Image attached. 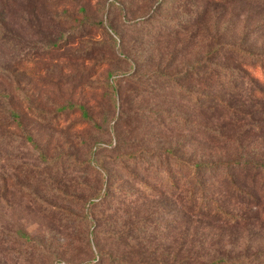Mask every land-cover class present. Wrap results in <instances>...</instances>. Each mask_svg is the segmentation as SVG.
I'll list each match as a JSON object with an SVG mask.
<instances>
[{"label":"rangeland","instance_id":"374dc122","mask_svg":"<svg viewBox=\"0 0 264 264\" xmlns=\"http://www.w3.org/2000/svg\"><path fill=\"white\" fill-rule=\"evenodd\" d=\"M218 44L264 53V4L0 0V264H85L99 248L112 264L264 250V229L197 217L163 185L168 149L193 162L264 156V94L237 96L239 113L207 110L231 90L198 69L181 84L166 76ZM99 196L112 208L95 207L106 217L92 226Z\"/></svg>","mask_w":264,"mask_h":264},{"label":"trees","instance_id":"16d2710c","mask_svg":"<svg viewBox=\"0 0 264 264\" xmlns=\"http://www.w3.org/2000/svg\"><path fill=\"white\" fill-rule=\"evenodd\" d=\"M252 1L264 4V0ZM223 47L225 48L220 47L218 44L209 50L204 59L189 66L185 73L166 76L170 81L181 84V77L191 76L198 69L202 82L205 84L209 82L219 83L222 88L231 90L230 95L232 97L229 95V98H233L230 100L226 99L225 95L213 96L215 102L205 103L203 101L201 105H204L203 107L207 110L223 106L226 110L239 113L243 105L242 103L239 105L234 103L237 96L240 97L238 99L244 98L247 101L251 100L252 97L264 94V53L248 50L240 44H229ZM227 54L235 59L236 64L234 66L215 62L214 59L218 56L224 57ZM258 71L263 74L262 78L258 76ZM197 97L198 95H194L193 99L197 100ZM209 98L210 96L204 95V99ZM223 107L221 109L224 110ZM251 114L252 112L247 113L250 116ZM253 125L257 126L256 124ZM165 153L169 156V158H166L167 160L164 158L165 162L169 161L167 165L168 174H166L168 181L163 185H170L173 192L183 194L186 192L185 199L188 201L189 211L195 213L197 217L201 216L224 222L233 227L255 225L254 227L259 230L264 229V156L250 157L247 154L248 156L242 158L193 162L182 158L172 149L166 150ZM142 159L144 158L142 157ZM172 160L173 163L170 162ZM219 177H221V180ZM210 178L216 179V182H209ZM222 192L231 197L236 204L244 205L245 208L234 209V207L224 205L219 198V194ZM212 193L218 196H211ZM110 202L112 203L109 198H104V196L90 200L89 211H87L89 217L87 218L92 226L98 225L100 219L106 217L104 212L98 214L96 220L95 216L92 215L93 209L97 206L107 207V210L111 209L112 204H109ZM98 252L101 258L93 259L85 264L107 263V259L111 256L105 254L101 248ZM105 256H108V258ZM111 260L112 257L110 258V264H112ZM177 260L178 264H264V250L237 257L230 255H200L198 253L193 255L189 252L186 255L179 253ZM113 261L114 264H129V261L125 258H114ZM153 263L154 261L142 260L135 264Z\"/></svg>","mask_w":264,"mask_h":264}]
</instances>
